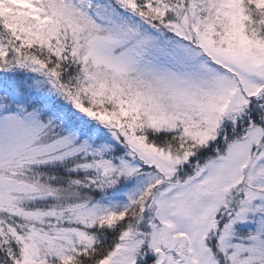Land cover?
<instances>
[{
  "label": "snow or ice",
  "instance_id": "snow-or-ice-1",
  "mask_svg": "<svg viewBox=\"0 0 264 264\" xmlns=\"http://www.w3.org/2000/svg\"><path fill=\"white\" fill-rule=\"evenodd\" d=\"M0 264H264V0H0Z\"/></svg>",
  "mask_w": 264,
  "mask_h": 264
}]
</instances>
